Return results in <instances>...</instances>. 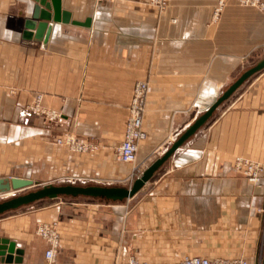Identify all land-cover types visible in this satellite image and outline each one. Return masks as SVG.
Here are the masks:
<instances>
[{"label":"crops","instance_id":"obj_1","mask_svg":"<svg viewBox=\"0 0 264 264\" xmlns=\"http://www.w3.org/2000/svg\"><path fill=\"white\" fill-rule=\"evenodd\" d=\"M217 2L168 0L158 12L148 0H61L66 21L49 20L24 39L20 19L31 16L33 1L0 0V177L128 186L264 57V9L224 0L215 15ZM137 81L148 83L147 136L130 164L114 146ZM37 94L61 113L55 125L22 108ZM67 129L99 148L57 145ZM235 156L264 165V69L133 196L38 200L0 215V241L13 243L20 264H46L47 242L35 226L56 219L60 244L51 264H126L131 255L152 264L194 255L264 264V171L260 184L250 183L233 167ZM5 254L0 264H13Z\"/></svg>","mask_w":264,"mask_h":264},{"label":"water","instance_id":"obj_2","mask_svg":"<svg viewBox=\"0 0 264 264\" xmlns=\"http://www.w3.org/2000/svg\"><path fill=\"white\" fill-rule=\"evenodd\" d=\"M31 16L20 19L21 29L24 39L37 36L45 22L66 21V14L61 9V0H32ZM19 21V20H18ZM49 30V28H48ZM264 69V57L254 65L243 71L240 76L232 82L211 104L168 146V148L151 164H149L140 175H138L128 186L119 185H99V184H76V183H46L39 184L29 178L11 176L0 177V215L27 206L41 199H54L60 196H84L94 198H105L109 200H123L137 193L143 185L151 179L161 165L181 146L197 129L202 126L211 116L213 111L251 75ZM5 193H10L2 196ZM7 254L4 257L5 263L20 264L21 256H13V243H1L0 254Z\"/></svg>","mask_w":264,"mask_h":264},{"label":"built area","instance_id":"obj_3","mask_svg":"<svg viewBox=\"0 0 264 264\" xmlns=\"http://www.w3.org/2000/svg\"><path fill=\"white\" fill-rule=\"evenodd\" d=\"M239 4L251 5L260 9L264 8L263 0H237ZM150 4L157 9H164L166 7V0H150ZM224 0H218L214 9V14L217 15L222 9ZM147 94V82L137 81L134 85L130 102L128 104V112L126 125L122 139L119 141L116 147V156L118 160L130 163L136 160V153L138 149V143L146 138V131L142 124V116L144 111V103ZM33 111L37 115L43 116L48 119H58L60 113L55 110L47 112L39 110L38 101L32 104ZM47 115V116H46ZM48 119V120H49ZM65 142L72 149L75 150H87L93 145L88 143H79L75 141L73 136H66ZM60 141V140H59ZM233 167L236 171L241 172L252 184L258 185L261 182L262 173L264 171V165L250 161L242 156H235L233 160ZM37 233L43 237L47 242V248L44 251V259L46 264H51L56 256V252L59 246V232L57 231V221L41 222L37 226ZM126 264H152L145 260H139L135 256L131 255ZM180 264H246V260L243 258H210L206 256L194 255L185 256Z\"/></svg>","mask_w":264,"mask_h":264},{"label":"rangeland","instance_id":"obj_4","mask_svg":"<svg viewBox=\"0 0 264 264\" xmlns=\"http://www.w3.org/2000/svg\"><path fill=\"white\" fill-rule=\"evenodd\" d=\"M150 0H148V4H149V6H151L153 9H155L156 11H158V12H161V11H164L165 10V8L167 7V4H168V0H166V7L164 8V9H157L156 7H154V6H152L151 4H150V2H149ZM264 1V0H263ZM255 8H257V7H255ZM258 9H260V8H258ZM264 9V8H263ZM263 9H260V10H263ZM136 84V83H135ZM134 84V85H135ZM133 88H134V86H133ZM132 91H133V89H132ZM10 92L11 93H14L15 92V90L14 89H10ZM147 93H148V83H147ZM146 96H147V94H146ZM41 99H42V94H37L36 95V97L31 101V102H29V103H26V104H24L23 106H22V108L25 110V111H28V112H30L31 114H33V115H35V116H39V117H42L43 118V116H41V115H37L34 111H33V108H31L32 107V104L33 103H35L36 101H38V104H39V110L40 111H44V112H47V111H50V110H55V111H57L58 113H60L59 112V110H56V109H54V108H50V107H47V106H45L42 102H41ZM145 104V103H144ZM127 112H128V110H127ZM47 116V115H46ZM60 117H61V113H60ZM60 117L58 118V119H49V117L47 116V118L49 119H46L45 118V120L47 121V122H49V123H51V124H53V125H55L58 121H59V119H60ZM127 119V118H126ZM142 124H143V116H142ZM125 125H126V121H125ZM125 129V128H124ZM124 133V132H123ZM147 135V134H146ZM66 136H73L74 138H75V141L76 142H79V143H88V144H91V145H93L90 149H87V150H75V149H72L69 145H67L66 144V142H65V137ZM122 137H123V135H122ZM122 139V138H121ZM120 139V140H121ZM60 140V141H59ZM119 140V141H120ZM54 142L57 144V145H63V146H65L66 148H67V150L68 151H70V152H75V153H92V152H95L98 148H99V145L95 142V141H93L92 139H81V138H79L72 130H69V129H67V130H64V131H61V132H59L58 133V135L54 138ZM140 142V141H139ZM119 143V142H118ZM118 143L117 144H115V148H114V151H115V154H116V147L118 146ZM139 144V143H138ZM243 157V156H242ZM244 158H247L248 160H250V161H255V160H252V159H250V158H248V157H244ZM120 161V160H119ZM136 161V160H135ZM134 161V162H135ZM120 162H122V161H120ZM134 162H130V164H132V163H134ZM255 162H257V161H255ZM123 163H125V162H123ZM135 179V178H134ZM129 184H131V182L129 183ZM129 184H127V185H129ZM3 196H6V195H3ZM1 198V197H0ZM53 220H56V219H53ZM53 220H50V221H53ZM50 221H38L37 223H36V226H35V233L37 234V235H39L38 233H37V226H38V224H40L41 222H50ZM57 221V220H56ZM57 231L59 232V234H60V231H59V228H58V221H57ZM40 236V235H39ZM41 237V236H40ZM41 238H43V237H41ZM44 239V238H43ZM59 244H60V235H59ZM48 245V244H47ZM59 247V246H58ZM221 258V257H220ZM228 258V257H227ZM229 258H234V257H229ZM238 258H243V259H245L244 257H240V256H238ZM246 260V259H245ZM246 264H249V262L246 260Z\"/></svg>","mask_w":264,"mask_h":264},{"label":"bare ground","instance_id":"obj_5","mask_svg":"<svg viewBox=\"0 0 264 264\" xmlns=\"http://www.w3.org/2000/svg\"><path fill=\"white\" fill-rule=\"evenodd\" d=\"M237 1V0H236ZM238 2V1H237ZM239 3V2H238ZM242 5V4H241ZM246 6H251V5H246ZM254 7V6H253ZM8 194H10V193H8ZM8 194H3V195H8ZM5 253H7V251H5ZM6 255V254H5Z\"/></svg>","mask_w":264,"mask_h":264}]
</instances>
